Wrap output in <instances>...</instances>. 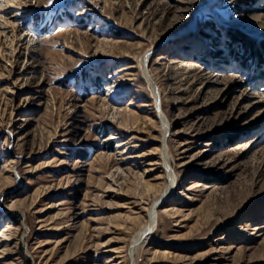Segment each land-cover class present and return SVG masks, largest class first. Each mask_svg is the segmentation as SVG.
<instances>
[{"label":"rangeland","instance_id":"1","mask_svg":"<svg viewBox=\"0 0 264 264\" xmlns=\"http://www.w3.org/2000/svg\"><path fill=\"white\" fill-rule=\"evenodd\" d=\"M262 40L264 0H0V264H264ZM149 50L177 180L132 251L171 185Z\"/></svg>","mask_w":264,"mask_h":264},{"label":"bare ground","instance_id":"2","mask_svg":"<svg viewBox=\"0 0 264 264\" xmlns=\"http://www.w3.org/2000/svg\"><path fill=\"white\" fill-rule=\"evenodd\" d=\"M210 1H212V0H210ZM207 5H205L201 8V10H200L201 14H204V12L208 9ZM198 20H199V18H198ZM150 54H151V50H149L148 52L145 53V55H143V59H142V61H143L142 63L144 64L143 75L145 76L146 80L148 81V84L151 87L153 98H154V101L156 104V108L160 114L161 126H162V132H163L162 133L163 135H162L161 151H162L163 156H164L165 167H166V170L168 172V176L170 178L171 185L168 186L162 193H160L155 198L154 203L151 206L150 211H149V218H148L147 223L139 230V232L136 234V236L133 240L132 251L136 250V247H137L140 240H142L144 237L149 238V236L154 232L156 225L158 223V206H160V204L167 201L168 199H170L173 196L174 186H175L174 184H175V180H177L176 174H175L174 170H172V168L169 167V162H168L169 151H167L168 140H166V139H168L167 134H168L169 129L171 128V125H169L170 121L168 119L167 114L164 111L163 93H162L161 87L159 86V84L154 79L153 72L150 69L148 71V68H147L148 57L150 56ZM150 62H151V58H150Z\"/></svg>","mask_w":264,"mask_h":264},{"label":"trees","instance_id":"3","mask_svg":"<svg viewBox=\"0 0 264 264\" xmlns=\"http://www.w3.org/2000/svg\"><path fill=\"white\" fill-rule=\"evenodd\" d=\"M258 44L260 47H264V40L259 41ZM257 60L259 63H261V66L264 65V51L259 53Z\"/></svg>","mask_w":264,"mask_h":264},{"label":"snow or ice","instance_id":"4","mask_svg":"<svg viewBox=\"0 0 264 264\" xmlns=\"http://www.w3.org/2000/svg\"><path fill=\"white\" fill-rule=\"evenodd\" d=\"M52 2V0H49V3H51Z\"/></svg>","mask_w":264,"mask_h":264}]
</instances>
